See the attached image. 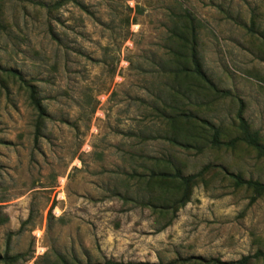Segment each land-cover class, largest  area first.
I'll use <instances>...</instances> for the list:
<instances>
[{
    "label": "rangeland",
    "instance_id": "obj_1",
    "mask_svg": "<svg viewBox=\"0 0 264 264\" xmlns=\"http://www.w3.org/2000/svg\"><path fill=\"white\" fill-rule=\"evenodd\" d=\"M191 26L219 93L191 73L178 37L192 41ZM0 66L44 109L0 72L1 255L206 264L264 252V195L223 172L264 183V158L212 148L198 122L228 142L242 117L264 144V0H0ZM205 167L176 209L179 185L160 174Z\"/></svg>",
    "mask_w": 264,
    "mask_h": 264
},
{
    "label": "trees",
    "instance_id": "obj_2",
    "mask_svg": "<svg viewBox=\"0 0 264 264\" xmlns=\"http://www.w3.org/2000/svg\"><path fill=\"white\" fill-rule=\"evenodd\" d=\"M185 17L187 18V20L191 21L189 23L190 25L194 23L190 16H185ZM191 27L192 28H190L188 31L192 41L189 40L190 38L185 32L180 33V35L178 36L180 39H182V41L185 43L187 48L190 50V61L192 65L191 73L196 78H199L202 82L207 84L212 90L219 93L220 91L211 83V81L209 80V78L207 77V75L203 70L200 58L198 57L196 52V38H195L196 28L194 26ZM0 72L6 73L7 75L17 79L27 88L32 105L40 113V115L43 116L44 109L41 105L40 100L38 99L36 86L31 84L30 82H27L20 73L14 70H6L1 68L0 66ZM187 118L189 120L191 119L198 120L196 117H193L192 115H189ZM198 122H201L203 124L202 126L211 132L210 145L212 148L214 149L226 148L229 150H235L239 145H245L249 149L255 151L258 157L264 158V144L262 143L260 136L257 133H253L251 131L247 122L242 117H240V124L238 127L240 132L239 136H237L234 139H231L228 142L222 141L221 139L222 132L218 127H216L215 125L211 124L209 121L206 120H202ZM171 142L172 144L185 149H191L193 147L191 146V144H182L175 139L171 140ZM208 169L209 167H205L198 174L191 176H184L182 172L178 169H176L174 173L160 174V177L164 178L166 181L176 182L179 185V191L182 192V197L178 202H176L175 204L176 209L185 206L190 201L192 187L197 183V181H202ZM223 172L225 173L226 177L233 182L236 188L238 189L245 188L252 191V193L255 195L253 201L264 195V183H260L253 180H246L241 175L230 173L225 170H223ZM19 258L20 256H9V255L0 254V264H15L19 260ZM196 261H200V259L189 258L184 260L183 262L197 264ZM258 262L264 263V252L259 251L252 256H247L239 261L230 262V263L221 262L219 260H209V261L205 260L206 264H254ZM86 264H94V263L88 262ZM95 264H126V263L109 260V261H105L104 263H95ZM128 264H132V263H128ZM134 264H151V263L147 262V263H134ZM171 264H180V262H173Z\"/></svg>",
    "mask_w": 264,
    "mask_h": 264
}]
</instances>
